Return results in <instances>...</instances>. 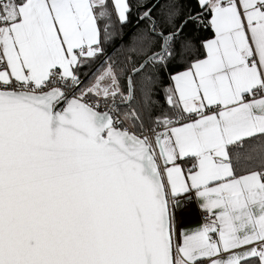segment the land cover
<instances>
[{
  "label": "snow or ice",
  "instance_id": "obj_1",
  "mask_svg": "<svg viewBox=\"0 0 264 264\" xmlns=\"http://www.w3.org/2000/svg\"><path fill=\"white\" fill-rule=\"evenodd\" d=\"M0 264H264V0H0Z\"/></svg>",
  "mask_w": 264,
  "mask_h": 264
}]
</instances>
